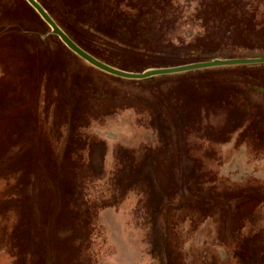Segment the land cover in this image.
I'll use <instances>...</instances> for the list:
<instances>
[{"label": "rangeland", "instance_id": "obj_1", "mask_svg": "<svg viewBox=\"0 0 264 264\" xmlns=\"http://www.w3.org/2000/svg\"><path fill=\"white\" fill-rule=\"evenodd\" d=\"M35 1L264 58V0ZM0 264H264V63L0 0Z\"/></svg>", "mask_w": 264, "mask_h": 264}, {"label": "water", "instance_id": "obj_2", "mask_svg": "<svg viewBox=\"0 0 264 264\" xmlns=\"http://www.w3.org/2000/svg\"><path fill=\"white\" fill-rule=\"evenodd\" d=\"M30 5L42 16V18L51 26L53 33L58 35L61 40L78 56L83 58L85 61L90 63L91 65L97 67L98 69L110 73L112 75L127 78V79H146L156 75H164V74H173L186 72L195 69H203V68H212V67H221V66H230V65H243V64H261L264 63V58H247V59H225V60H214L210 62L203 63H195L180 67L174 68H164V69H156L150 70L142 74H133L124 72L115 68H112L98 59L94 58L82 48H80L76 43H74L68 35H66L58 25L52 20V18L46 13V11L35 1V0H27Z\"/></svg>", "mask_w": 264, "mask_h": 264}]
</instances>
